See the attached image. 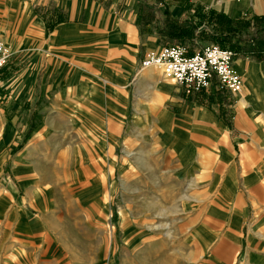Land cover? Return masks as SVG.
Listing matches in <instances>:
<instances>
[{
    "label": "crops",
    "instance_id": "crops-1",
    "mask_svg": "<svg viewBox=\"0 0 264 264\" xmlns=\"http://www.w3.org/2000/svg\"><path fill=\"white\" fill-rule=\"evenodd\" d=\"M34 1L41 4L44 13L60 17L47 31L43 15H35L29 0H0V20L12 18L17 21L13 29L21 22L34 27L42 36L40 46H19L8 40L13 45L12 52H17L16 57L12 64L7 58L0 68V171L8 162L9 174L24 187V194L18 197L10 184L3 183L6 187H0V264H48L49 243L64 253L65 261L70 259L66 256L70 251L66 237L74 234L64 231L75 228L78 222H50L46 216L56 200L44 188V169L56 164L59 158L54 156L59 148L57 139L48 143L47 136L59 131L58 128H73L76 132L79 128H89L93 139L96 128H113V124L116 128H128V121L130 128H152L155 135L152 143L166 148L174 167L169 179L194 180L199 185L198 195L206 196L210 155L221 166L219 175L211 179L215 182L220 177L218 195L239 200L234 189L239 179L243 188L258 184L264 192V55L259 60L237 56L232 61L242 85L234 95L230 125L206 105L196 102L195 97L202 90L185 94L173 83L175 92L167 94L170 109L159 106L170 88L169 82L160 77L157 68L156 71L146 70L147 67L138 70V62L146 50L163 44L158 45L156 41L155 27L151 31L139 28L137 5L133 0H111L108 5L95 0ZM194 1L159 0L152 6L157 10L166 6L170 15L180 21L192 13ZM249 3L210 5L231 14ZM157 17L156 24L163 30ZM139 46L144 50L136 61ZM247 76H251V84ZM146 87L150 90L148 95ZM257 90L259 96L255 95ZM151 101L154 107L149 106ZM32 117L37 120L28 125ZM224 174L228 183L234 185L233 190L229 186L221 187ZM157 179L161 180V176ZM86 191L77 194L75 201L87 205L95 214L100 213L104 204L98 184L94 181ZM187 192L183 187L171 192L173 199L169 208L173 207L177 217L168 227V261L170 264H207L208 242L217 228L215 220L210 222L214 225H209V218L216 217L206 198L199 199V213L189 222L185 215L188 203L183 198ZM228 222L227 230L235 234L239 220H236L237 227ZM141 228L144 227L137 222H125L121 226L122 249L125 248L122 254H129L127 251L131 250L130 256L121 258L123 264L145 262L144 244L147 249L150 243L144 239ZM104 239L99 237L97 242L103 253L107 249ZM164 241L153 238L151 242L152 257L158 256L162 262H165L160 256L166 247ZM155 242L158 244L154 245Z\"/></svg>",
    "mask_w": 264,
    "mask_h": 264
},
{
    "label": "rangeland",
    "instance_id": "rangeland-1",
    "mask_svg": "<svg viewBox=\"0 0 264 264\" xmlns=\"http://www.w3.org/2000/svg\"><path fill=\"white\" fill-rule=\"evenodd\" d=\"M95 1L108 5L111 0ZM133 1L135 6L137 5L136 19L141 30L151 31V28L155 27L158 45L181 43L188 48V51L195 50L205 43H216L210 37L201 35L200 32V30H204L207 34L215 32V21L207 10L222 12L230 18H246L249 23L232 34L230 42L223 46L232 49V61L237 56L259 60L253 53L246 51L256 49L258 45L256 46L255 39L264 36V21L257 23L254 19V16H264V11L255 10L250 3L238 12L229 14L226 11L228 15L213 5L195 0L196 6L192 13L187 18L178 21L177 18L170 15L166 6H163L162 10H157L152 6L159 0ZM29 2L33 6L35 15H43L44 25L46 22L54 23L57 15L49 16L44 13L40 3L34 0H29ZM156 15L161 19L163 30H159V24H156ZM168 17L181 22L183 29L188 32L174 36L165 31L164 28H169V20H166ZM16 23L17 21L12 18L0 20V38L10 51L11 55L8 56L10 64L14 61L17 52H12L13 45L10 46L8 40L17 42L19 46H40L42 44V36L37 34L34 27L29 28L28 25L19 22L17 28L13 29ZM45 29L46 31L48 29L46 25ZM143 50V46L138 47L135 55L136 61ZM154 67L146 68V70H157L160 77L170 85L164 97L161 98L159 106L170 109L167 94L175 92L171 86L173 82L163 75L161 69L155 70ZM247 78L251 84V76H247ZM144 90L147 95L150 94L149 88L146 87ZM202 91L199 96L195 97L196 102L206 105L222 121L231 125L235 93L226 91L216 83ZM259 94L260 91L257 90L255 95L259 96ZM149 106L154 107L152 101ZM29 119L28 125L37 120L33 117ZM127 125L128 128H116L114 124L113 128H96L95 139H93L89 128H79V132L73 128H58L59 131L47 136L48 143L52 139H57L59 148L53 152L55 157L60 158H56V164L48 165L44 169V188L47 194L53 195L56 200V205L52 206L49 213L46 214L47 219L50 222L55 220L78 222V226L75 228H68L64 231L74 234L73 237L69 235L66 237L68 239L66 245L68 244V250H70L66 256L70 259L65 261L64 253L58 248L54 249L49 243L48 264H123L121 258L125 255L130 256L131 253L129 248L127 251L129 254H122L125 248L122 249L120 228L125 222H137L140 227H144L141 228L144 239H148L150 243L147 249V244H144L146 258L144 264H170L168 261L170 231L168 227L175 220L176 214L173 212V207L169 208V205L171 204L170 200L173 199L171 192L179 187L186 188L188 191L187 196H183V198L188 203V212L185 215L189 222H192L199 213V199L203 201L206 198L209 208H213L212 214L214 213L216 218H209V225L212 226L211 224L214 223L215 225H213L217 228L213 229L214 237L208 242L207 264H264V192L261 191L262 187L257 184L251 188H243L239 179L234 188V185L231 186L228 183L227 174H224L221 187L229 186L232 190L234 188L239 195L237 197L239 200H236L234 196L227 199L218 195L217 187L220 177L215 182L211 179L218 174L221 166L209 155L207 195H198L197 191L200 192L198 182L194 180L177 182L169 179L171 177L168 175L174 172V167L166 154V148L158 147L152 143L155 136L152 128H130L129 121ZM108 136L109 138H107ZM1 167L0 187H6L3 183L10 184L17 197L23 195L24 187L9 174L8 162ZM93 174L95 175L93 176ZM158 176H161V180L157 179ZM3 177L7 179L4 182ZM98 178L99 180H97ZM94 181L98 184L100 199L104 204L100 213L96 214L87 208V205L75 201V196L84 191L87 192L89 185ZM15 204L18 205L17 202ZM51 213L54 214V217ZM230 219L239 220V228L235 234H233V230H227L228 220L232 227H237L236 220ZM214 220L215 222H213ZM250 225L254 227H250ZM77 234L78 236H76ZM61 236L63 237V235ZM99 237H104V241L107 242V249L104 253L102 249L100 252L98 248ZM153 238L165 240L166 247L160 255L165 258V262L159 261L158 256L152 257L153 243L151 242ZM157 244L158 242L154 243V245ZM88 256H92L93 259H89ZM254 259L255 261H253Z\"/></svg>",
    "mask_w": 264,
    "mask_h": 264
},
{
    "label": "built area",
    "instance_id": "built-area-1",
    "mask_svg": "<svg viewBox=\"0 0 264 264\" xmlns=\"http://www.w3.org/2000/svg\"><path fill=\"white\" fill-rule=\"evenodd\" d=\"M10 51L0 38V67ZM233 51L228 46L205 43L188 51L181 43H166L159 48L146 50L138 70L160 66L163 75L180 86L185 94L198 93L214 82L230 93L241 89L242 78L232 64Z\"/></svg>",
    "mask_w": 264,
    "mask_h": 264
},
{
    "label": "trees",
    "instance_id": "trees-1",
    "mask_svg": "<svg viewBox=\"0 0 264 264\" xmlns=\"http://www.w3.org/2000/svg\"><path fill=\"white\" fill-rule=\"evenodd\" d=\"M211 14V18L215 21V32L213 34H207L204 30H200L201 35L210 37L214 42L223 46L225 43L230 42V37L232 34L238 31L239 28L246 26L249 21L246 18L238 17V18H230L222 12H214L212 10H207ZM255 22L264 21V16H254ZM60 17H57L54 22L59 21ZM166 20H169L167 27L168 32L171 35L179 36L182 35L188 30L183 29V25L181 22H177L174 18L168 17ZM46 22V21H45ZM48 29H50L53 25V22L45 24ZM252 38V37H251ZM255 43L257 48L254 50H247V53H253L257 59H260L264 55V36L261 38L255 39Z\"/></svg>",
    "mask_w": 264,
    "mask_h": 264
},
{
    "label": "bare ground",
    "instance_id": "bare-ground-1",
    "mask_svg": "<svg viewBox=\"0 0 264 264\" xmlns=\"http://www.w3.org/2000/svg\"><path fill=\"white\" fill-rule=\"evenodd\" d=\"M203 1H205L209 4H214V5L222 6V7H225L230 2L232 4L239 3L241 1H243V3L244 2L245 3L250 2L257 8V10H259V11L263 10L264 11V0H203ZM151 67H154V66H150L147 68H151ZM154 68L161 69L160 66H155Z\"/></svg>",
    "mask_w": 264,
    "mask_h": 264
}]
</instances>
